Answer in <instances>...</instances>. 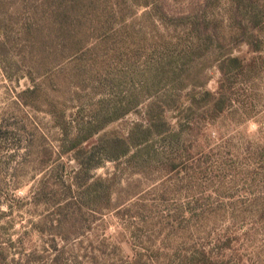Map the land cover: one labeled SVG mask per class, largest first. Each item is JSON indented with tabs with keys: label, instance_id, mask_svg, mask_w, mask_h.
I'll list each match as a JSON object with an SVG mask.
<instances>
[{
	"label": "rangeland",
	"instance_id": "374dc122",
	"mask_svg": "<svg viewBox=\"0 0 264 264\" xmlns=\"http://www.w3.org/2000/svg\"><path fill=\"white\" fill-rule=\"evenodd\" d=\"M155 1L0 0V264H126L135 256L178 264L193 246L217 250L226 238L225 252L264 264V0H253L262 20L259 50L230 76L229 106L192 131L193 159L182 156L169 170L171 151L161 142L150 163L105 159L90 175L110 180V207L59 224L61 117L74 135L78 123L143 79L138 65L160 33L175 39L184 31L152 13ZM160 1L170 13L199 7L226 38L236 31L231 0ZM114 9L138 31L134 38L112 52L111 39L91 34L88 52L64 51L65 25L111 23ZM132 53L141 55L135 65L126 59ZM219 77L208 70L206 87L214 90ZM137 119L131 112L112 126L125 131Z\"/></svg>",
	"mask_w": 264,
	"mask_h": 264
},
{
	"label": "trees",
	"instance_id": "16d2710c",
	"mask_svg": "<svg viewBox=\"0 0 264 264\" xmlns=\"http://www.w3.org/2000/svg\"><path fill=\"white\" fill-rule=\"evenodd\" d=\"M231 3V18L236 31L226 38L216 27L209 26L211 21L199 7L170 13L160 0H156L152 13L164 24L184 26V31L175 39L160 33L155 45L138 65L137 73L143 74V79L120 90L110 106H99L91 120L78 123L74 135L68 134L61 117L64 137L59 152L60 171L66 184L63 200L56 204L57 216H61L59 224H62L61 219L80 218L86 212L97 214L110 207V180L90 175L91 169L105 159H125L132 167L137 165L136 161L139 165L150 163L159 156L156 142L171 151L166 159L169 170L182 165V156L193 159L192 131L203 120L216 117L229 106L230 76L245 69L253 58L250 53L259 50V24L262 20L253 0H231ZM110 13L113 17L111 23L107 20L91 28L83 27V21L77 25H65L61 30L64 51L73 55L88 52L90 48L85 39L91 34L95 40L107 42L111 39L108 49L112 52L117 51L114 45L121 39L134 38L138 31L132 23L126 22V14L116 9ZM83 14L88 15L89 9ZM241 45H245L248 51H241ZM236 47L238 53L235 54ZM140 56V53H132L126 59L134 63V59L138 60ZM210 69L220 74L214 90L206 87ZM131 112L139 119L129 124L125 131L112 126ZM70 161L74 165L71 166ZM67 234L59 232L64 239ZM222 240L217 250L193 246L178 264H246L236 250H223H230L231 239H220L219 242ZM146 263L140 256L126 262Z\"/></svg>",
	"mask_w": 264,
	"mask_h": 264
}]
</instances>
